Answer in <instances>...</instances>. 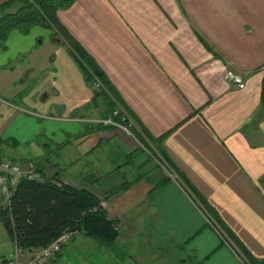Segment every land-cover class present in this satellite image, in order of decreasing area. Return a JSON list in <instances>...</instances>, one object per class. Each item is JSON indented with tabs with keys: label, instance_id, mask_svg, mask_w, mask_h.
<instances>
[{
	"label": "crops",
	"instance_id": "crops-1",
	"mask_svg": "<svg viewBox=\"0 0 264 264\" xmlns=\"http://www.w3.org/2000/svg\"><path fill=\"white\" fill-rule=\"evenodd\" d=\"M57 17L137 127L163 137L171 166L156 155L191 189L123 128L99 122L110 96L96 94L53 27L9 30L0 46V155L39 163L51 181L99 197L133 264H244L192 190L264 263V0H76ZM230 68L244 74V88ZM0 222L1 263L16 244ZM81 236L51 264H96L85 250L99 244ZM106 250L97 258L120 264Z\"/></svg>",
	"mask_w": 264,
	"mask_h": 264
},
{
	"label": "trees",
	"instance_id": "trees-1",
	"mask_svg": "<svg viewBox=\"0 0 264 264\" xmlns=\"http://www.w3.org/2000/svg\"><path fill=\"white\" fill-rule=\"evenodd\" d=\"M75 1L7 0L2 2L0 4V44L6 38L7 32L12 29L28 33L36 25L55 28L68 40L74 52L77 53L87 79L90 81L97 79L101 83V86L96 89V94L105 97L110 96L109 107L112 110L111 113L113 114L114 110L118 109V105L122 107L124 111H119L114 115V118L116 121L126 124L128 121L123 120V113L127 112L129 114L130 111L115 86L94 58L67 32L58 20V11L69 8ZM15 3L20 4L19 7L15 11H9ZM261 100L264 104V77ZM132 129L135 131L134 128ZM140 131L142 135L138 134L137 136L141 142L148 148L155 147L160 156L169 163L162 144L163 137L156 138L143 128ZM36 167L42 179L27 176L20 178L17 184L12 187V194L7 205L1 207L0 218L11 240L22 250L31 252L47 247L66 232H72L91 237L99 246L109 249L116 248L115 245L120 230L117 222L109 219L101 199L89 191L51 181L44 173L41 164L36 163ZM171 168L173 169V167ZM178 176L191 189L184 175ZM192 191L200 202L204 203L206 209L221 227L231 236V232L221 220H218L217 216L215 217L214 214L216 213L205 199L197 191ZM74 239L75 236L72 237L71 241ZM232 239L238 244L250 264H264L252 256L241 243H238L233 237ZM66 245L62 246V252ZM62 252L54 257L55 260L62 257ZM51 262L52 260L50 264Z\"/></svg>",
	"mask_w": 264,
	"mask_h": 264
},
{
	"label": "built area",
	"instance_id": "built-area-1",
	"mask_svg": "<svg viewBox=\"0 0 264 264\" xmlns=\"http://www.w3.org/2000/svg\"><path fill=\"white\" fill-rule=\"evenodd\" d=\"M232 76V73L229 72ZM234 82L239 84V87L244 88L245 82L239 78H233ZM118 113V112H116ZM105 121L104 123H106ZM108 123L118 126L125 129L131 136H134L131 133L133 124L124 125L123 123L111 121ZM162 164V163H161ZM172 177H177V174L171 172ZM27 176L29 178H38L42 179L41 174L37 171L36 164L34 162H22L16 161L11 158L0 155V198L6 199V202L9 201V198L12 194V187H14L20 178ZM57 182V181H55ZM58 184H63L57 182ZM208 224L215 230V232L220 236L222 241L229 246L241 259L244 264H250L246 257H244L238 248L231 241L229 235L224 231L220 225L214 223L211 218H208ZM75 233L66 232L61 235L58 239L52 242L50 245L44 248L31 251L27 258L23 257V250L16 245V250L12 253H9L3 257L0 264H50V261L60 252H62V246L68 244Z\"/></svg>",
	"mask_w": 264,
	"mask_h": 264
},
{
	"label": "rangeland",
	"instance_id": "rangeland-1",
	"mask_svg": "<svg viewBox=\"0 0 264 264\" xmlns=\"http://www.w3.org/2000/svg\"><path fill=\"white\" fill-rule=\"evenodd\" d=\"M14 5H16V4H14ZM10 9H12V8H10ZM36 26H39V25H36ZM36 26H33L32 28H34V27H36ZM4 43H5V39L2 41V43L0 44V46L1 45H4ZM75 53V52H74ZM76 54V56H77V53H75ZM77 59H78V57H77ZM79 60V59H78ZM229 72H231L232 73V76L233 77H231V75L229 74ZM227 74H228V77L229 78H232V80H234L233 78H235V77H239V78H241L243 81H244V74L243 73H239V72H237V71H235L234 69H229L228 70V72H227ZM245 82V81H244ZM94 84V83H93ZM96 85L99 87V85H101V83L96 79ZM239 85V84H238ZM240 88H242V87H240ZM123 109H122V107L120 106V105H118V109L117 110H114V112H113V114L111 113L112 112V110H110L111 112H110V114L108 115V116H106V117H103L104 119H100L99 120V122H102L103 124H106V125H112V124H110V123H108V121L109 120H111V121H116L115 120V114H117L116 112H119V111H122ZM124 114V121H128V123H126V124H124V125H127V124H133V126H132V128H134L135 129V131L132 129L131 130V133L134 135L133 137H134V140L137 142V144L138 145H140V146H143L144 148H145V151L147 152V154L149 155V157H151V159L155 162V163H159V164H161V166H162V171H164L165 173H167L168 174V176H170V177H172L171 175H170V173L171 172H173V173H175V174H177V172L175 171V170H171L165 163H163V160H162V158L160 159V158H158V156L156 155V154H159L158 152H157V150H156V148L154 147V150L155 151H153V149H151V148H148L145 144H143L142 142H141V140H140V138L137 136L138 134H141L140 133V131H139V127H137V125H136V123L134 122V120L129 116V114L127 113V112H124L123 113ZM105 121H107L106 123H104ZM116 122H118V121H116ZM121 123V122H120ZM113 127H118V126H115V125H112ZM120 128V127H119ZM124 131L125 132H127L125 129H124ZM128 133V132H127ZM160 155V154H159ZM154 156V157H153ZM160 166V165H159ZM160 166V167H161ZM174 179H177V178H179V176H178V174H177V177H173ZM1 202L3 201V204H5V201H6V199L4 200V199H2V200H0ZM203 209H204V211H205V215H206V218L208 219V218H211L212 220H213V222L214 223H217L218 225H220L218 222H217V220L210 214V212L206 209V207L204 206L203 207ZM1 225H2V223L0 222V228H1ZM210 225V224H209ZM211 226V225H210ZM220 227H221V225H220ZM225 231V230H224ZM226 232V231H225ZM227 233V232H226ZM228 234V233H227ZM82 234H77L76 236H75V238H77V237H82L81 236ZM230 237V239H231V241L234 243V245L238 248V250L240 251V253L244 256V257H246L245 255H244V253L240 250V248L238 247V244H236V242L231 238V236H229ZM89 239V238H88ZM89 241L92 243H95L94 241H92L91 239H89ZM88 241V243H90ZM74 241L72 240L71 242H69L66 246H65V254H67V252L69 253V251H71L72 250V246H71V244L73 243ZM90 243V244H91ZM94 245V244H93ZM92 246V245H91ZM95 246H96V249H94L93 247H91L89 250H85V253H87L88 254V256H90V257H92L93 259V262H95L96 264H104V259H102V258H100V259H98L97 257H100V255H101V253L103 252V253H106L107 252V248L106 247H103V246H99V245H97V244H95ZM97 246L101 249H99V248H97ZM69 247V248H68ZM115 247L116 248H114V249H111V250H109V252H111V254H112V258L114 259V261H117V260H120V261H118L120 264H133V261H134V258L132 257H128L127 256V250H123L122 251V249L120 248V247H117L116 245H115ZM69 249V250H68ZM94 249V250H93ZM63 250V251H64ZM158 253H159V249H157L156 250ZM71 254V253H70ZM160 254L161 255H163V256H165V253H163V252H160ZM64 255V254H63ZM72 256H74V254L72 255ZM125 256V257H124ZM122 257H124V258H122ZM247 258V257H246ZM79 259H81V257H79ZM112 259V260H113ZM74 260L76 261V263L75 264H79L80 262H78V259L76 260L75 258H74ZM247 260H248V258H247ZM69 262H71V261H69ZM162 262H163V260H162ZM67 264V263H66Z\"/></svg>",
	"mask_w": 264,
	"mask_h": 264
}]
</instances>
